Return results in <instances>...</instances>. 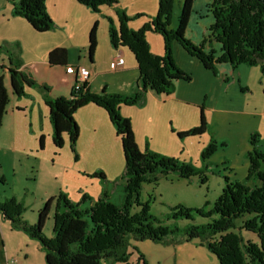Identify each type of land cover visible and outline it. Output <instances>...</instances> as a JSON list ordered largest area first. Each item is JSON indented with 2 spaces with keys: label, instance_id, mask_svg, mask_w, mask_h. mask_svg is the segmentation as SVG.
I'll return each mask as SVG.
<instances>
[{
  "label": "rangeland",
  "instance_id": "rangeland-1",
  "mask_svg": "<svg viewBox=\"0 0 264 264\" xmlns=\"http://www.w3.org/2000/svg\"><path fill=\"white\" fill-rule=\"evenodd\" d=\"M114 1L116 6H100L96 13L76 0L77 7L70 10L75 19V25L72 20L70 23L74 28L72 43H69L62 28L67 12L54 13L56 21L50 18L54 23L51 31L36 33L31 30L35 36L30 42L33 47L23 60H48L45 47L65 41L68 50L64 49L72 59L79 57L90 62L88 33L96 23L97 46L94 54L101 71L90 91L100 93L105 85L109 94L132 95L138 91L139 71L134 56L126 47H123L126 53L123 68L116 69L112 62L102 66L108 61L110 49L117 54L109 43V23L118 28V8L130 19L127 27L137 31L156 18L160 0ZM171 1V19L167 27L174 30L184 0ZM212 2L194 0L185 37L195 45L202 44L204 53L214 51L213 57L218 58L222 53L220 44L214 40L206 42L214 22L208 8ZM8 5L12 8L11 3ZM60 6L63 9L64 3ZM144 36L149 51L162 56L163 42L159 34L149 31ZM6 54L12 62H22L13 49L6 50ZM171 54L178 69L189 75L191 81L174 82L171 95L147 91L136 105L124 107L140 151L147 149L194 168V173L187 178L171 173L158 175L154 183L142 184L139 199L147 203L151 215L159 219H165L169 209L178 205L206 211L212 209L225 188V180L254 186L257 181L246 180L247 155L253 148L264 153V63L254 66L241 63L233 68L229 62H216L213 70H205L202 63L187 55L177 42L172 44ZM42 90L27 89L23 96H12L14 101H26L28 105L18 113L5 112L3 115L0 126V207L10 214L18 212L29 225H34L43 203L54 198L42 231L46 239H52V217L59 195L79 210L88 211L103 196L114 205L122 204L126 183L119 179L125 169L116 130L113 125L109 126L110 130L105 127L101 118L92 112V109L96 110L93 105L87 104L74 113L79 128L75 152L70 149L67 136L62 149L53 146L51 135L46 137V132L41 131L37 116L36 102L40 100L38 96ZM34 100L36 102L33 103ZM9 107L10 102L6 110ZM101 112L108 120L106 113ZM200 113L206 120V131L202 135L178 137L179 133L199 125ZM47 125L51 128L49 119ZM41 137H45L42 147L39 143ZM99 171L104 173V179L93 178L94 173ZM209 221L210 218L196 216L192 222L179 220L165 223L184 227ZM241 222L238 219L237 226ZM0 226L3 231L1 240L13 241V254L20 244L22 261L25 260L23 264H45L38 241L29 239L21 231H13L10 221L1 215ZM242 235L245 239L256 241L255 234L243 231ZM174 238H177L176 242L169 245L130 239L126 259L113 264H218L215 256L198 240L184 242L179 235Z\"/></svg>",
  "mask_w": 264,
  "mask_h": 264
},
{
  "label": "trees",
  "instance_id": "trees-1",
  "mask_svg": "<svg viewBox=\"0 0 264 264\" xmlns=\"http://www.w3.org/2000/svg\"><path fill=\"white\" fill-rule=\"evenodd\" d=\"M12 5V16L23 19L34 32L51 31L53 21L45 8L46 0H7ZM82 6L98 13L100 6H116L114 0H77ZM194 0H184L181 6L177 27L169 29L171 0H160L156 18L133 31L127 27L128 19L122 10L116 8L118 28L109 23L108 38L114 49L126 47L134 56L139 71L138 91L129 96L109 94L106 86L100 93L91 92L87 82L80 89L72 85L67 97L50 98L46 95L48 117L52 127L51 143L62 149L64 137H68L70 149L75 152L79 128L74 118L77 109L87 104L104 109L109 121L120 139L125 171L119 178L126 183L124 202L114 205L106 196L101 197L88 211H81L64 196L57 197L53 220V238L46 239L43 226L49 216L54 198L43 203L38 210L34 225L10 214L0 207V215L9 220L13 231H21L31 240H36L44 253L45 264H113L123 262L127 257L129 240L136 242L150 240L162 244H174L179 235L184 242L198 240L218 261V264H264V153L253 148L248 157L246 180L257 181L254 186L240 182L226 181L224 190L212 209L187 208L182 205L169 209L165 219L151 215L147 203L139 199L143 183L156 182L158 175L177 173L187 178L194 173L189 164L153 153L147 149L140 151L136 144L131 122L120 114L121 106L136 105L147 91L155 94H172L174 82L191 81V77L178 69L172 58V44L177 42L190 57L197 58L205 70H213L214 64L229 62L232 67L245 63L254 66L264 63V0H213L208 6L214 22L209 28L206 42L214 40L221 46V55L213 57V52L204 53L202 44L195 45L185 37L187 22L190 19ZM159 34L163 42L162 56L149 50L145 40L146 32ZM97 25L93 24L88 33L87 53L93 60ZM49 65L66 66L67 51L56 47L48 52ZM12 63V61H11ZM13 64V63H12ZM12 94L24 95V86L40 87L48 92L45 83H36L30 74L18 71V65L9 68ZM86 83V84H85ZM9 103L7 90L0 76V126ZM203 113V112H202ZM200 113L199 125L178 137L202 135L207 124ZM43 137L39 139L43 145ZM93 178L104 179L103 172H96ZM210 218L204 224L167 225L165 221H193L195 217ZM242 222L237 226L236 222ZM243 231L255 234L256 241L245 239Z\"/></svg>",
  "mask_w": 264,
  "mask_h": 264
},
{
  "label": "crops",
  "instance_id": "crops-1",
  "mask_svg": "<svg viewBox=\"0 0 264 264\" xmlns=\"http://www.w3.org/2000/svg\"><path fill=\"white\" fill-rule=\"evenodd\" d=\"M62 2L64 3L63 9H61V6H60ZM8 4L9 3L7 0H0V51H1L0 52V76H2L3 84L7 90V94H8L9 102H10V107L7 108L6 112L7 114H13L15 112L18 113L22 110H25V108L28 105L26 101H14L13 99L15 95L12 94L13 91L10 86L9 68L17 64L18 71L25 73V74H30L36 83H45L48 86V92L43 91L38 86L30 87V86L25 85L24 90H25V93L27 92V89H33V90H39V91L42 90V94L40 95V97L38 96L40 100H38L37 102L34 100L33 103L34 102L37 103L36 109H37V116L39 117V120H40L39 124H40L41 131L46 132V137L47 135L48 136L51 135V139H52V127L50 128L47 125L49 117H48V110L46 108L47 105L44 103L46 95L50 98H55L58 96L67 97L71 92V88H72L75 77L73 75L67 74L66 69L68 67H75V66L84 67V68L89 69L90 77L87 80V88L91 90L93 82L95 81V79H97L98 75L100 74L101 67L99 65V62H97L96 60L95 54H93V60L92 61L90 60V62H88V61L82 60L79 57L76 58V60H74L70 57V54L68 52H67L66 66L49 65V61L45 59L36 61L34 59L29 60L27 58L28 60L27 62H25V60L23 59L27 57V52L30 51V49H32L33 47V46L31 47L30 42H31V39L35 37L31 31V30L34 31V29H32V27L29 24H27V22H25L23 19H20L19 17H13L12 12H11L12 8H10ZM75 5H78L76 0H46L45 1L46 11L49 13L51 19L55 20L56 16L54 13L61 14L62 12H65V11L67 12L62 22V28L64 30V34L66 35L67 40H69V43L72 41V35L74 33L73 31L74 28H72V26L70 25L71 20L73 21L75 25V19L73 18L74 16L70 14V10H72L73 7H77ZM49 8L52 9V12H50L51 10ZM53 9H55V11ZM55 47H64L65 49L68 48L65 41L55 42L51 46L48 45V47H45V48H47V51L50 52ZM9 48L13 49L16 52V54L20 55L19 57L22 59V62L20 64H18L17 63L18 61L16 60L12 62L13 64L11 63V61L13 60L11 59V57L7 56L6 54V50H8ZM114 50L116 51L117 54L113 53L110 49L108 53V61L102 64V66L112 62L113 66L115 67V58L117 56H120L121 58H123L124 54L126 56V53L123 51V47H120L119 49H114ZM123 60L124 62L117 63L115 67L116 69H119L120 67L123 68L124 65H126L124 58ZM127 60H128V57H127ZM190 61H193V60H190ZM55 69L56 70L60 69L61 71L58 72V71H55ZM7 81H8V85H7ZM149 92L151 93L152 91H149ZM93 107H95L96 110L92 109V112L98 117H100L102 123L105 124V127L108 128V130H110L109 126L113 124L109 121V119L107 120L103 112H101L102 110L104 111V109L98 108L94 105ZM124 107H125L124 105L121 106L120 112L126 118V117H129V115H127V113L125 112ZM33 109H34V105H33ZM120 148H121V145H120ZM121 153H122V149H121ZM122 156H123V153H122ZM123 163H124V160H123ZM1 233L3 235V231L0 226V264H9V263L23 264L25 260L22 261L23 259L20 254V248H19L20 244L18 245L16 253L13 254L12 246H11L13 241L12 240H1L2 239ZM12 257H15L14 258L15 260H12L11 259Z\"/></svg>",
  "mask_w": 264,
  "mask_h": 264
},
{
  "label": "built area",
  "instance_id": "built-area-1",
  "mask_svg": "<svg viewBox=\"0 0 264 264\" xmlns=\"http://www.w3.org/2000/svg\"><path fill=\"white\" fill-rule=\"evenodd\" d=\"M120 62H124V60L120 56H117L115 58V67L117 63H120ZM89 72H90L89 69L84 68V67H79V66L68 67L66 69L67 74L73 75L75 77L74 82H73V86L75 89H80L84 86V85H80V79L81 77H85Z\"/></svg>",
  "mask_w": 264,
  "mask_h": 264
},
{
  "label": "bare ground",
  "instance_id": "bare-ground-1",
  "mask_svg": "<svg viewBox=\"0 0 264 264\" xmlns=\"http://www.w3.org/2000/svg\"><path fill=\"white\" fill-rule=\"evenodd\" d=\"M90 77V73H88L85 77H81L80 79V84L84 83V82H87V80L89 79ZM86 84V83H85Z\"/></svg>",
  "mask_w": 264,
  "mask_h": 264
}]
</instances>
